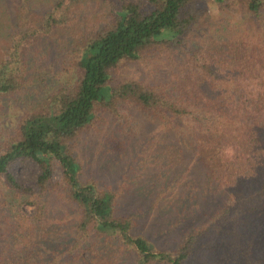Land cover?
<instances>
[{
  "label": "trees",
  "instance_id": "obj_1",
  "mask_svg": "<svg viewBox=\"0 0 264 264\" xmlns=\"http://www.w3.org/2000/svg\"><path fill=\"white\" fill-rule=\"evenodd\" d=\"M232 1L256 25L211 23L204 0H104L94 25L78 0H54L38 22L17 23L0 57V108L31 93L32 76L42 86L39 103L0 137V264H189L199 230L160 248L135 231L134 215L118 213L116 189L82 178L81 135L104 113L125 118L124 104L167 123L197 121L192 135L210 189H264V0ZM149 52L179 57L171 88L119 73ZM26 159L38 170L33 185L11 168Z\"/></svg>",
  "mask_w": 264,
  "mask_h": 264
},
{
  "label": "rangeland",
  "instance_id": "obj_2",
  "mask_svg": "<svg viewBox=\"0 0 264 264\" xmlns=\"http://www.w3.org/2000/svg\"><path fill=\"white\" fill-rule=\"evenodd\" d=\"M204 2L211 23L235 22L242 30L256 25L232 0L225 6L215 0ZM53 3L54 0H0V57L5 55L17 23L29 17L38 22ZM76 4L82 5L80 10L88 25L104 17V0H78ZM38 55L41 53L37 47V56H30L31 72H38L39 65L34 62ZM178 61L177 55L169 58L149 52L137 61L122 64L118 70L123 76L171 88ZM51 62L50 58L44 61L43 67ZM32 79L31 93L21 91L3 102L0 137L24 111L39 103L42 83L35 76ZM122 110L125 118L115 120L104 113V120L96 128L81 135L77 154L83 164L82 178L116 189L118 213L134 215L135 231L160 248L173 249L186 233L199 230L189 264H264V189L250 184L210 189L197 160L192 135V124L197 121L193 118H176L167 123L132 104H124ZM11 168L22 183L34 184L38 170L31 159L18 160ZM58 177L57 168L54 178ZM3 193L0 185V196ZM49 199L50 203H59L54 197ZM25 209L32 212L29 205ZM62 210L66 212L64 207Z\"/></svg>",
  "mask_w": 264,
  "mask_h": 264
}]
</instances>
